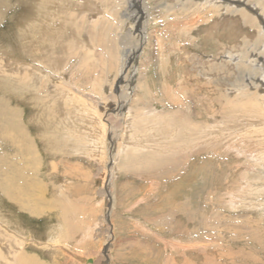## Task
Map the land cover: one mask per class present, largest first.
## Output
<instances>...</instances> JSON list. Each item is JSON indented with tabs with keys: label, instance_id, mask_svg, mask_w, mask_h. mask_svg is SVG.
Segmentation results:
<instances>
[{
	"label": "rangeland",
	"instance_id": "374dc122",
	"mask_svg": "<svg viewBox=\"0 0 264 264\" xmlns=\"http://www.w3.org/2000/svg\"><path fill=\"white\" fill-rule=\"evenodd\" d=\"M176 1L131 0L129 8L119 5L114 9V0H72L70 12L74 21H68L69 27L80 28L88 44L74 54L76 45L72 42L68 50L63 46L55 49L49 47L50 38L41 45L44 51L37 53L31 41H38L34 39L38 27L35 22L30 31L28 22L30 17L35 18L34 0H0V168L18 179V168L29 159L28 152L19 153L18 131L6 118L5 110L10 105L22 112L19 120L26 127L27 139L21 145L31 150L30 157L35 158L42 174L35 181L41 180L39 187L47 192L45 197L41 196L45 205L41 201H28L22 208L23 205L0 190L3 254L11 244L8 235L1 232L6 225L33 242L26 249L27 257L40 260L41 264H78L79 261L74 262L70 257L73 249L58 252L55 246H40L63 229L62 213L52 209L56 203L67 212L64 224L71 221L77 228L74 241L68 245L91 250L97 254L100 264H264V205L246 204L241 198L243 191L264 187L257 146L264 145V111L258 108L255 99L244 107L225 100L234 97L232 85L238 84L236 68L226 62L228 52L233 55L243 52L248 63L258 58L262 61L259 64L264 65L260 47H252L259 38L256 28L259 23L255 27L246 26L240 17L232 15L222 18L214 15L208 21L204 15L185 17L178 11L168 10ZM91 2L103 18L88 13L82 19L78 12L88 8ZM54 10L52 7L49 11ZM96 17L100 19L94 20ZM139 17L140 36L130 40L120 31L116 40L121 44L122 54L134 57L127 69L133 83L130 92L141 99L134 114L146 105L150 111L165 116L155 128L165 148L162 146L159 152L146 146L134 152L129 145L127 154L117 157L119 144L136 142L130 133L124 134L126 125L117 122L110 135H101L96 141L99 152L86 154L87 150L83 152L80 148L83 138L64 135L66 106L49 103L46 98L49 94L42 88L33 94V86L28 84L30 78L24 73L27 67L36 68L41 59L50 64L57 57L65 60L66 55H71L60 72L71 86L83 87L86 97L102 99L98 88L104 85V90L110 92L107 95L123 100L125 93L118 92L113 81L115 73L104 71L113 59L110 61L103 53L116 52L113 37L104 25L113 18L122 23ZM193 19L196 23L190 22ZM23 21L29 27L28 42L22 36ZM188 31L191 36H186ZM191 37L195 43L189 41ZM246 37L248 44L243 48L241 41ZM240 77L246 80L252 93L259 92L264 97V86L253 83L264 77ZM140 79L146 88L142 92L137 91ZM56 84L54 79L47 91ZM50 106L59 111L51 113ZM245 113L249 116L248 126L252 123L258 132L253 129L255 132L251 135L245 134V125L239 126L242 121L239 116H247ZM171 124L178 130L186 127L189 135L181 131L180 136L195 138L196 146L177 150L178 154L171 149L167 153L169 146L164 144L176 142L172 137L167 138ZM133 125L134 129H129L136 138L140 132L145 133V123L136 121ZM72 127L70 132H76L77 128ZM86 129L90 132L92 127ZM29 139H33L32 144L27 143ZM111 172L115 173L114 179ZM232 196L239 199L232 201ZM232 205L237 211L231 209ZM63 231L70 232L66 225ZM21 252L24 251L21 249ZM0 264L6 262L0 260Z\"/></svg>",
	"mask_w": 264,
	"mask_h": 264
},
{
	"label": "bare ground",
	"instance_id": "6f19581e",
	"mask_svg": "<svg viewBox=\"0 0 264 264\" xmlns=\"http://www.w3.org/2000/svg\"><path fill=\"white\" fill-rule=\"evenodd\" d=\"M34 3H35L34 4L35 7H34L33 13L35 14L34 15L35 18L30 17L31 19L28 22H29V26H30V31L32 29L31 27H33L35 25V22H36V25L38 27L36 29L35 34L32 32V34H34V39L37 38L38 41H34V40L31 41L32 49H36L37 53H39L40 50H42V52L44 51L43 48L41 49V45L46 40H49V38L51 39V41L48 42V43H50L49 47H53L55 49H57L58 46H63V47H65L66 50H68V46H70V42H72L74 44V46L76 45V48L74 49V52H73L74 54L75 53L78 54V51H80L81 48L84 47V45L88 46L87 43L85 44L86 41L81 36L82 30L80 28H78L77 26H74L73 28L69 27L71 24L68 23V21H74V20H71V16H73V15H72V12H70L71 11L70 6L73 5L72 0H34ZM130 3H131V0H114L113 7H114V9L115 8L117 9L118 7H120L119 5H121L123 7L125 6V8H129ZM94 4H95L94 2H91L90 5L88 4L89 5L88 8H84L81 12H78L79 15L82 16L83 20H85L84 16L87 15L88 13L89 14L93 13L95 15H100V16L103 15V14H101V12L98 11L97 7H94ZM52 7H54L55 10L49 11L52 9ZM168 10L169 11H175V12L178 11L180 14H184L185 17H189L188 15H191L192 17L193 16L199 17L201 15H204V20H206V21L210 20V18H211L210 16H214V15L217 16V18H222L224 15H232L234 17L235 16L240 17V20L246 26L255 27V25H257L259 23L256 27L258 30V31L257 30L256 31L258 32L259 38L258 39L256 38L257 39L256 43H254L252 45V47L253 48H256L257 46L260 47L259 54L263 56V61H264V0H177L175 2V4H172V6L168 8ZM25 12H26V10H25ZM47 13H49L51 16H49ZM66 13H68V14H66ZM171 15H173V14H171ZM100 16H98V17H100ZM174 16H176V15L174 14ZM98 17H96V19H94V20H99L100 18L98 19ZM76 18H77V16H76ZM190 22L196 23V21L194 19H193V21L191 20ZM97 23L95 22V24H97ZM106 24L107 25H104V26L106 27L107 32L111 33L109 35L113 37V41L115 42V48H113V49H115L116 52L111 51V53L109 52V54L103 53V55L106 58H110V61L113 59L112 60L113 63L110 62V65L109 66L107 65V67L104 71H105V74L107 72L112 73V71L115 73V77H114L113 81L115 83V86L117 87L116 88L117 91L121 92V93L122 92L125 93L124 94L125 98L123 100H122V98L116 99L115 95H112V94L107 95L110 92L104 90L103 84H102L103 86H99L100 88H98L99 93L103 94L102 99H100V98L96 99V97L90 96V95L86 97L85 94H83V93H87V92H85L83 87L80 86V87L76 88L75 86H71V83H69L67 81V79L65 80L60 74V72L63 70L62 64L68 58H70L71 55L70 56L66 55V57H68V58H65V60L61 57H57L56 59H53L50 62V64H48L49 62L47 63V60L41 59L40 60L41 62L36 64L37 69L35 67L33 69L27 67V70L24 74L26 75L27 79L30 78L28 84L32 85L33 87L36 86L35 88L32 87V92H34L33 94H37V92L42 88V90L45 91L46 94L47 93L49 94L48 96H46L47 101L49 103H51L52 105H55V106L58 104L59 105L63 104L64 106H66L65 112H67V114H66L67 119L64 120L65 121L64 123L66 125L64 135H66L67 137H74V138H80V139L83 138L84 143L80 144L81 145L80 148H81V150H83V152H84V150H87L84 153L88 154V153H93V152H99V149L96 150L99 147V144L97 145L96 141L98 140V138L101 135L103 137H105L106 133H108L110 135V133L113 131V129H115V126H117L116 125L117 122L125 124L126 127H124V130H125L124 134L128 135V133H130L132 137H135L134 140L136 141V142L132 141L131 144H128V143L119 144L117 147V150H116L117 157L119 155L121 156L122 153L127 154V148L129 145L133 146L132 148H133L134 152H137L138 150L141 151V149L146 148V146L151 147L153 149L156 148V150H158L160 152V150L162 149V146H163V144L161 142L162 136H159V137L156 136L155 128L158 127L157 123L160 122L162 119H164L165 116L162 113L159 114L158 111L157 112L154 110L150 111L149 110L150 108L149 109L146 108L145 103H143V105H145V107L143 106L141 108V109H143V108L144 109L141 112L134 114L135 113L134 108L137 106L138 102L141 100V99H139L138 94L135 95V94H132V93H134L133 91L130 92V88H131L133 83H132V81H130V77L127 74V69L130 66L129 64L132 61H134L133 60L134 57H132L131 55H128V54L127 55L122 54V52L119 49L120 48L119 45H121V44L116 40V37H118V32L120 33V31L124 32L126 34V36H128L130 38V40L138 38L141 34V29H142L140 17L137 18L136 20H133V21H131L130 19H126V20H123L122 23H119L116 18H113V20L111 19V21H109V22L107 21ZM188 25H190V24H188ZM22 26H23L22 27V30H23L22 36L24 37V40L26 42H28L29 36L27 35V33H28L27 30L29 27L27 28L28 25L25 26V21L22 22ZM72 26H73V24H72ZM80 26L85 27L84 25L83 26L80 25ZM189 29L193 30L194 28L189 27ZM84 31L85 30L83 29V32ZM191 31H188L186 36H191ZM180 33H181V31H180ZM40 34H42V35H40ZM98 35H99V33H98ZM120 35L122 36V34H120ZM232 37H233V35H232ZM67 39H70L68 41V44H67ZM63 41H66V42L61 43ZM189 41L195 43V40L192 37L189 39ZM241 42H242V44H243L242 46L244 48V46H246L248 44V37L243 38ZM43 46H44V44H43ZM85 49H88V48L85 47L84 50ZM123 50H124V48H123ZM251 51H253V50H251ZM85 52L87 53L86 50H85ZM134 54L136 55V53H134ZM247 55H249V54H247ZM245 56L246 55L243 52L241 54H238V55H233L231 52H228V54H227V57H226L227 61L226 62H228L230 65H232L233 68L234 67L236 68L235 74L237 73L236 77L238 78V80H237L238 84L233 83V85H232V88H234L233 89V92H234L233 96L234 97L232 99H230V97H229V98H226L225 100H227L226 101L227 103H231V104L233 101H235L238 103L239 106L244 107L248 103H250L252 100L255 99L256 103L259 104L258 108L260 110L262 109L261 111H264L263 110L264 109V104H263L264 103V97H260L259 92L258 93H256V92L252 93L251 89L248 88V84L246 83V80L243 79L244 76L240 77L241 75H246V76H251V77H264V65L259 64L262 61H259L258 58L254 59V60H250V62L248 63L247 60H249V59H248V57L246 58ZM235 68H234V70H235ZM48 69H50L51 72ZM238 73H239V75H238ZM45 78L47 79L46 82H44ZM54 79L57 80V84L54 87H52V89H49V91H47L50 83L52 84L54 82ZM39 81H42L41 85L39 84ZM250 81L251 80L249 79V82ZM142 82L143 81H141V79H140L138 82V85H137V91H141V92L145 91L146 88L142 84ZM258 82L262 86H264V78L261 81H259V80L253 81V83H258ZM44 83H45V85H44ZM75 83H76V81H75ZM118 84H120L119 87H118ZM123 84H125V86ZM97 87H98V85H97ZM259 88L261 89V87H259ZM137 91H136V93H137ZM105 93H106V96H104ZM263 96H264V94H263ZM108 99H109V101H108ZM142 99H144V98H142ZM228 105H230V104H228ZM226 106H227V104H226ZM51 108H52L51 113L59 111V110L56 111L54 106H52ZM126 108H130V110L126 112L125 111ZM145 109H148V110H145ZM257 110L258 109H256V110L253 109V111H257ZM19 113L21 115L22 112H19L18 109L17 110L13 109L10 105H8L7 109L5 110L6 118L9 119L10 124H11V122L14 123L13 126L18 131V141H19L18 151H19V153H23L24 151L28 152L27 156H29V159L27 161H25L24 163H21V165H20L21 167L19 166L20 168H18V170H19L18 173L20 174V176L18 179L11 177V175H9L10 173L7 174L6 171H4V169L0 168V173H4V174H2L3 176H1V174H0V176L2 178V179H0V190H2V192L4 194H6L9 198H11L17 204L23 205L22 208H25V205L27 204L28 201L29 202L30 201L31 202L41 201L42 204L45 205L41 196L43 195L42 197H45L47 192H46V190H43L40 188L41 187L40 184L42 183L41 180L35 181V178H38L39 176L42 178L41 170L36 167L35 161H34L35 158H33L34 159L33 160L30 157V153H32L31 150H27V148H26L27 146H25V144L21 145V143L27 139V134H25L26 127L23 125V121L19 120ZM245 115H247V113H245ZM16 117H18L17 120H16ZM239 117L242 120V121H240L239 126L245 125V127H246V130H245L246 133L245 134L251 135L255 131L258 132V130H255V127L253 128L252 123L250 126H248L250 124V122L247 121V119L249 117L248 115L243 116V117L239 116ZM255 117H257V116H255ZM136 121L141 122V123H145L144 129H146L145 133L140 132L138 134V138H136V134L133 135L134 132L129 129V128L134 129L133 123ZM66 122L69 124L67 125ZM71 126L76 127L77 131L76 132H70ZM87 126H89V129H90V127H92V130H90V132H89V130L87 131V129H86ZM169 126L171 127V129L168 133H166V134L170 133L167 136V138L172 137V139H176V142L174 143L172 141V143L164 144L166 146L167 145L169 146L167 153L171 152L170 149L172 151L177 152V150L180 151L181 149L190 150V149L194 148V145L196 146L197 140L195 138H193V137L189 138L187 136V139H185V138L182 139V137L180 136L181 131L186 132V134L189 135L190 131L186 127H185L186 128L185 129L184 127L181 126L180 129L178 130V128L174 124H171ZM59 128H61V127H59ZM242 131L244 132V130H242ZM115 132H117V131H115ZM259 133H261V132H259ZM256 134H258V133H256ZM72 135H75V136H72ZM174 135H176V136H174ZM123 139H124V137H123ZM139 139H141V142L139 141ZM27 143L32 144L33 139H29L27 141ZM257 146L260 148V151L258 153V159L261 162V166H259V171H264V145L261 144V145H257ZM163 147L165 148V146H163ZM182 152H183V150H182ZM128 154H129V152H128ZM177 154H178V152H177ZM181 154H183V153H181ZM173 155H175L174 152H173ZM5 166H7V165H5ZM8 168L10 169L11 167H7V169ZM14 168H15V166H14ZM112 169H114V168H112ZM7 171H9V170H7ZM11 172H13L12 169H11ZM14 174L16 175V173H14ZM111 176L114 179L115 173H113V175H112V172H111ZM259 178L260 177L258 176L257 180ZM253 180H255V179H253ZM262 180H264V176L262 177ZM248 183H250V181ZM235 194H237V193H234L233 195H235ZM61 195H63L65 197V195L63 194V191H62ZM241 198L246 200V202H247L246 204L257 205L258 203H261L262 205H264V187H261L260 189L249 190V191L246 190L245 192L243 191ZM238 199H239V197H234V196H232V198H231L232 201H237ZM53 206L54 207H52V209L54 211H59L62 213L61 218L63 220V229H64V225H66V227L70 230V232L64 233V231L62 229L58 233L53 234L52 237L46 242L47 244H43L44 243L43 242L42 243L43 245L41 244L40 246H55L56 250L58 252H63L65 250H69V248H70V249L74 250L71 252V255H70L71 259H73L74 262L78 263V261H79L78 264H100L99 259L95 256L97 254H94V252H92L91 250H88L86 248H81L79 250L78 248H71V246L68 245L69 242L74 241V235L75 234L73 235V233H76L75 229H77V228L75 225L70 224L71 221H70V223L67 222L66 224H64V221L66 220V217H67V212L65 211L64 207L57 206L56 203H53ZM231 209L234 211H237L238 208L235 205H232ZM1 232L6 233L8 235L12 245L9 244L10 249L8 248L9 250L6 254H3V251L0 249V258H1L0 260H3V262H6V264H41L39 262L40 260H37L35 258H31V257H27L25 255V252H26L28 245L33 243L29 238H27L25 236H19V233L12 232V230L9 227H7L6 225L3 226ZM0 235H1V233H0ZM0 238H2V235L0 236ZM77 238H78V236H77ZM173 246H175V245H173ZM170 247H172V246H170ZM21 249L24 252H21ZM68 253H70V252H68ZM210 254H211V251H210ZM232 256L235 257L236 255H232ZM44 264H49V263L45 262Z\"/></svg>",
	"mask_w": 264,
	"mask_h": 264
}]
</instances>
